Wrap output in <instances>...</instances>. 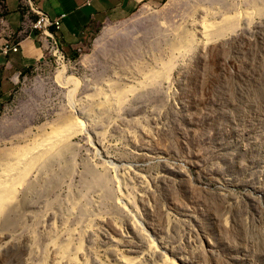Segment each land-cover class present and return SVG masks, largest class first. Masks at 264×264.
I'll list each match as a JSON object with an SVG mask.
<instances>
[{
    "label": "rangeland",
    "instance_id": "374dc122",
    "mask_svg": "<svg viewBox=\"0 0 264 264\" xmlns=\"http://www.w3.org/2000/svg\"><path fill=\"white\" fill-rule=\"evenodd\" d=\"M64 53L0 112V264H264V0L144 1Z\"/></svg>",
    "mask_w": 264,
    "mask_h": 264
},
{
    "label": "crops",
    "instance_id": "0c3cea01",
    "mask_svg": "<svg viewBox=\"0 0 264 264\" xmlns=\"http://www.w3.org/2000/svg\"><path fill=\"white\" fill-rule=\"evenodd\" d=\"M51 16L65 14L59 30L67 54L76 49L84 34L92 32L109 19L132 13L141 2L162 0H38ZM24 12L19 0H0V44L19 41L17 51L0 54V112L17 86L24 82L37 64L45 58V48L35 30L22 25Z\"/></svg>",
    "mask_w": 264,
    "mask_h": 264
},
{
    "label": "built area",
    "instance_id": "2783aa9c",
    "mask_svg": "<svg viewBox=\"0 0 264 264\" xmlns=\"http://www.w3.org/2000/svg\"><path fill=\"white\" fill-rule=\"evenodd\" d=\"M20 8L24 12L23 27L35 30L39 39L45 48V55L49 54L63 61L66 58L62 42L55 30H59L65 14L51 16L45 12L39 4L38 0H19ZM19 41L12 43L7 40L0 44V54H8L10 51H17Z\"/></svg>",
    "mask_w": 264,
    "mask_h": 264
},
{
    "label": "bare ground",
    "instance_id": "6f19581e",
    "mask_svg": "<svg viewBox=\"0 0 264 264\" xmlns=\"http://www.w3.org/2000/svg\"><path fill=\"white\" fill-rule=\"evenodd\" d=\"M212 28V27H211ZM199 31V30H198ZM60 75V74H59ZM77 82V81H76ZM64 84V83H63ZM134 84V83H133ZM78 87V86H77ZM76 87V88H77ZM74 89V88H73ZM72 89V90H73ZM75 91H76V89H75ZM70 92H71V90H70ZM70 94V93H69ZM121 96V95H120ZM68 97V96H67ZM92 119V118H91ZM70 122V121H69ZM57 131H58V129H57ZM69 131H71V130H69ZM68 131V132H69ZM68 132H67V134H68ZM53 133V132H52ZM58 133V132H57ZM62 132L60 131V134H61ZM70 133V132H69ZM89 133V132H88ZM54 135H55V133H54ZM63 135H66V134H63ZM57 136H59V133H58V135H56V137ZM67 136V135H66ZM68 136H70V135H68ZM64 137V136H63ZM55 138V137H54ZM63 139V138H62ZM42 140V139H41ZM63 141V140H62ZM62 141H61V143H62ZM38 143H39V141H38ZM56 143V142H55ZM60 144V143H59ZM57 145H58V143H57ZM62 145V144H61ZM37 147V146H36ZM23 149V148H22ZM26 149H28V148H26ZM38 149V148H37ZM40 149V148H39ZM31 151L33 150L32 148L30 149ZM40 150H42V149H40ZM45 151V150H44ZM22 152H24V150L22 151ZM25 152H27V151H25ZM34 152H36V151H34ZM34 152H30L31 153V155H32V157H34V156H36V153H34ZM43 152V151H42ZM54 152V151H53ZM19 152L17 151V154H18ZM39 153V152H38ZM51 153V152H50ZM22 154V153H21ZM35 154V155H34ZM40 154V153H39ZM48 154V153H47ZM23 155V154H22ZM25 155V154H24ZM28 155H29V153H28ZM47 156V155H46ZM13 157V156H12ZM15 157H17V156H14V158ZM31 156L29 157V159L30 158H32ZM27 157L25 156V157H19V159H18V161L16 162V163H14V165H13V167H11V166H5V168H4V170H6V171H2L3 169H1V172L2 173H0V210H1V208H3V206H4V204H5V202L9 199L8 198V196H9V194H10V192L11 191H13V190H11V188H13V186L11 187L10 185H9V181L8 180H11V177L13 176V174L14 173H16V172H14V171H16V169H18V168H20V167H22V165H24V164H26V163H24L23 164V162H24V160L26 159ZM28 159V160H29ZM33 159V158H32ZM7 161H8V159H7ZM27 161V160H26ZM9 162H10V160H9ZM8 162V163H9ZM39 162V161H38ZM9 164H11V163H9ZM35 166H36V163L34 164ZM31 166V165H30ZM24 167V166H23ZM34 167V166H33ZM31 170H32V168H30ZM20 170H21V168H20ZM17 171H19V170H17ZM17 174V173H16ZM27 174H25L24 176H26ZM13 180V179H12ZM12 183V182H11ZM10 183V184H11ZM21 183V182H20ZM16 190V189H15Z\"/></svg>",
    "mask_w": 264,
    "mask_h": 264
}]
</instances>
